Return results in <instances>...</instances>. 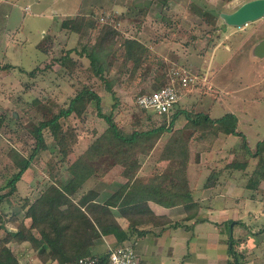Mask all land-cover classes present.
Returning <instances> with one entry per match:
<instances>
[{"label": "rangeland", "instance_id": "1", "mask_svg": "<svg viewBox=\"0 0 264 264\" xmlns=\"http://www.w3.org/2000/svg\"><path fill=\"white\" fill-rule=\"evenodd\" d=\"M246 1L169 0L165 8L155 0H83L81 6L78 5L80 0L0 3V64L15 65L9 74L0 71V114L4 116L0 128V196L3 195L0 211L7 217L16 214L28 224L29 219L24 218V210L19 205L23 202L20 198L27 197L31 201L47 185L66 182L69 160L81 154L104 131L107 124L99 116L95 101L87 104L81 116L71 114L60 119L66 135L64 146H57L48 130H44L47 148L30 162L15 184L16 191L6 195L9 191L6 184L17 171L10 159L11 149L28 156L34 146L33 125L48 117V113L66 107L80 89L88 86L100 95V113H111L122 127H128L136 118L144 128L158 126L163 118L169 125L177 110L182 114H178V122L169 125L173 130L174 126L185 127L186 114L208 113L215 117L234 114L237 131L242 132L254 152L256 144L264 140V56L253 55L255 44L264 39V16L239 27L225 24L218 16L219 12H233ZM25 6L29 10H25ZM199 8L217 13L214 25L209 23L208 17L199 14ZM76 9L77 14L93 10L101 18L100 22L112 23L122 38L141 40L157 61L162 62L165 71L169 72L171 66L191 69L197 76L196 85L182 92L169 115H158L153 111L143 112L136 106L140 91L154 89L150 86V77L155 69L143 82L128 80L125 74L122 81L114 85L117 104L113 106L115 99L100 80L92 76L89 60L76 53H71L74 61H66L63 66L58 60L70 48L81 50L86 42L85 34L77 39L61 34L64 32L59 27L60 20ZM34 69L37 71L29 76L28 72ZM186 128H183L184 135L190 132ZM165 134L164 141H167L170 135ZM240 139L237 134H224L217 144L209 147L190 141L188 159L203 157L206 161L201 170L204 173L207 170L206 176L224 184L225 192L220 194L225 195L227 209L231 212L228 217L236 222L231 221L232 235L231 223L227 233L234 237L238 261L264 264V180L259 182L257 190L245 188L256 158L243 150L233 154L232 151L239 148ZM233 161H247V166L236 169L234 176L235 168L228 167ZM97 176L89 178L81 191L89 190L98 181L99 189L105 191L106 186L119 177V172L108 181L102 176L95 181ZM235 180L236 192L233 190ZM238 209L240 213L236 212ZM6 226L11 228L8 222ZM10 247L21 264H41L29 243H11Z\"/></svg>", "mask_w": 264, "mask_h": 264}, {"label": "trees", "instance_id": "2", "mask_svg": "<svg viewBox=\"0 0 264 264\" xmlns=\"http://www.w3.org/2000/svg\"><path fill=\"white\" fill-rule=\"evenodd\" d=\"M155 1L159 2L163 8L168 7L169 0ZM198 12L201 16L208 17L207 20L211 25L215 24L216 12L202 8H199ZM100 19L91 10L61 21L60 29L80 36L86 35V42L81 50L68 49L59 57L61 66L66 61H74L71 53L89 60L92 76L98 78L104 89L115 99L113 106L117 104L114 85L121 82L125 74L128 80L143 82L152 69H155L150 77V86L154 88L153 90L168 82L169 72L167 69L165 71L162 62L157 61V57L145 43L136 37L122 38V34L112 23L100 22ZM12 68L13 65L0 64V71L6 74H9ZM34 71L37 69L28 72L29 76H33ZM146 92L140 91L139 95ZM91 101L96 102L99 116L107 124L106 128L81 154L69 160L67 166L69 176L66 182L47 185L40 191L39 196L31 201L27 197L20 198L23 202L19 205L24 210V218L29 219L28 224L16 214L7 217L0 211V264H21L10 247L11 243H29L36 251L41 264H73L79 258L86 256L105 262L108 252L92 253L94 239L100 234H113L118 241L127 238L125 232H113L109 228L107 218L112 214L111 207H116L127 219L128 229L140 234H144L145 231H139L138 226L151 222L154 225L162 223L173 227L182 226L184 221L195 216L198 207L190 196V184L187 177L190 141L191 144L195 141L211 145L220 134H237L241 139L239 148L234 149L233 154L236 155L243 150L256 158L255 168L245 188L257 190L259 182L264 180V140L258 142L254 152H251L244 135L237 131V119L234 114L228 113L215 119L203 113L186 114L185 127L172 130L169 125L181 113L177 110L172 115V122L169 125L163 118L158 126L150 125L144 128L138 124L140 119L136 118L137 121L134 120L127 125L128 127H122L114 120L111 113H100V95L88 86L80 89L69 100L66 107H60L56 112L48 113V117L33 125L31 133L34 137V146L30 149L28 156L11 149L10 159L17 171L6 184L9 187L6 195L16 191L15 184L21 179L30 162L40 151L47 148L43 131L48 130L57 146H64L66 135L60 119L67 118L71 114L81 116ZM142 111L146 112V110ZM146 119L149 123L150 115ZM3 122L4 116L0 114V128ZM186 127L190 132L184 135L183 128ZM165 132H170V136L162 148L160 159L166 160V165L158 171L159 173L151 177L139 178L137 176L140 168L138 156L149 154ZM116 165L123 168L121 175L126 181L104 201L99 202L97 200L99 194L92 189L81 191L89 178L94 175L103 176ZM246 166L247 161H233L228 167L236 170L244 169ZM2 198L3 195L0 196V200ZM75 198H77L76 202ZM149 200L167 207L182 205L186 217L172 223L165 217H156L148 207ZM6 222L11 228L6 226ZM230 223L231 220L227 227ZM49 230L52 232L47 233L46 231ZM227 244L229 255L227 264H242L238 261L239 253L234 248L233 236L228 237Z\"/></svg>", "mask_w": 264, "mask_h": 264}, {"label": "crops", "instance_id": "3", "mask_svg": "<svg viewBox=\"0 0 264 264\" xmlns=\"http://www.w3.org/2000/svg\"><path fill=\"white\" fill-rule=\"evenodd\" d=\"M7 1L8 0H0V3H6ZM81 1L83 0H80L78 3L79 6H81ZM24 9L29 10L28 6H25ZM77 13L76 9L75 12L69 13V16L62 18L60 23L63 19L74 18ZM81 13L83 14V12ZM62 31L64 33L61 34L64 35L66 33L69 38L74 36L73 39L75 37L77 39V36H80L79 34L67 32L66 30ZM203 114L214 119L220 118L211 116L208 113ZM180 115H177L174 118L173 123L179 121ZM173 128L178 129V127L175 126ZM170 129H172V127H170ZM165 133L170 135V132ZM165 133L158 139L153 150L149 154H140L138 156V164L140 168L137 176L139 178H148L155 174V172L159 173L158 171H160L166 163V160L158 159L160 149L166 143V141H164L166 140ZM221 135L224 134L217 136L211 146L217 144ZM202 145L205 147L210 146L205 143ZM191 146L194 147V145ZM205 161L206 160L203 157L202 159L195 158L188 160L187 177L190 184V196L198 206L197 212L193 218L184 221L183 225L180 227H173L170 224L164 225L162 223L154 225L152 222L141 224L138 226V230H144L145 233L140 234L128 229L127 219L120 214L116 207H111L112 214L107 218L109 228L113 232H125L127 238L123 241H118L113 234H100L94 239L92 253L102 254L108 252L115 246L131 244L138 256V264H227L229 259L227 244L229 236L227 233V225L230 220L234 221V219L228 217L231 212L227 209L225 195L220 194L225 192L224 184L220 185L218 180L210 179V175L206 176L205 174L207 170L205 173L204 170H201L203 169L202 165L205 164ZM120 168L121 166L116 165L101 177H104V180L107 179L108 181L111 179V175L119 172V177L114 178V181L106 186L105 191L100 190L97 184L99 182L98 180H101V178L98 176L94 178L95 181L98 182L90 189L99 194L97 197L99 202L104 201L123 183H125L126 179L121 175ZM233 171L232 175L234 176L235 171L237 170ZM237 186L235 180L233 188L235 192L238 190L236 188ZM147 204L156 217H165L170 220L171 223L181 221L186 217V212L182 205L167 207L151 200H149ZM236 212L240 213L241 210L238 209ZM237 221H239L237 223L241 225L242 222L240 220ZM46 232L51 233L52 230Z\"/></svg>", "mask_w": 264, "mask_h": 264}, {"label": "built area", "instance_id": "4", "mask_svg": "<svg viewBox=\"0 0 264 264\" xmlns=\"http://www.w3.org/2000/svg\"><path fill=\"white\" fill-rule=\"evenodd\" d=\"M168 77V82L164 86L139 95L136 99V106L142 110L153 111L158 115H169L182 92L197 83V76L187 67H171ZM73 264H138V256L131 244H122L108 251L105 262L86 256L79 258Z\"/></svg>", "mask_w": 264, "mask_h": 264}, {"label": "water", "instance_id": "5", "mask_svg": "<svg viewBox=\"0 0 264 264\" xmlns=\"http://www.w3.org/2000/svg\"><path fill=\"white\" fill-rule=\"evenodd\" d=\"M264 16V0H248L241 4L233 12H219L222 21L230 26H243ZM253 55L256 57L264 56V39H261L253 48ZM230 225V235H232Z\"/></svg>", "mask_w": 264, "mask_h": 264}]
</instances>
